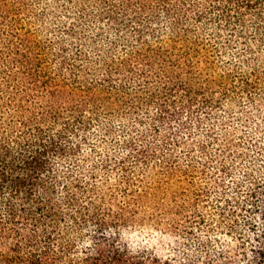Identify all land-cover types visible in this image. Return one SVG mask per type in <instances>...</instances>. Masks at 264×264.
Wrapping results in <instances>:
<instances>
[{"label": "trees", "instance_id": "16d2710c", "mask_svg": "<svg viewBox=\"0 0 264 264\" xmlns=\"http://www.w3.org/2000/svg\"><path fill=\"white\" fill-rule=\"evenodd\" d=\"M0 264H264V0H0Z\"/></svg>", "mask_w": 264, "mask_h": 264}]
</instances>
